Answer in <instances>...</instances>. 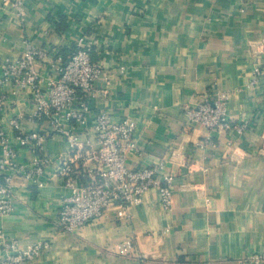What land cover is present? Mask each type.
Listing matches in <instances>:
<instances>
[{"label":"crops","instance_id":"0c3cea01","mask_svg":"<svg viewBox=\"0 0 264 264\" xmlns=\"http://www.w3.org/2000/svg\"><path fill=\"white\" fill-rule=\"evenodd\" d=\"M27 16L19 18L0 6V60H17L29 46L47 51L39 62L41 86L58 77L51 63L66 61L86 36L95 42L93 59L106 71L97 86L95 108L87 118L92 134L96 115L107 110L115 119L137 122L140 153L127 165L142 169L164 160L175 176L171 211L151 190L128 218L116 209L75 233L58 229L63 198L69 191L46 168L43 185L17 179L14 211L0 216V233L28 247L50 241L51 249L24 264H241L264 250V0H25ZM263 73L251 85L253 72ZM2 70L0 68V75ZM107 77V78H106ZM108 79V80H107ZM229 93V115L249 122L243 134L209 132L191 126L185 110L204 94ZM7 99L0 127L19 148L20 161L36 155L21 147L10 122L25 131L49 133L46 151L55 159L69 149L52 132L48 120L36 117L29 91L0 88ZM210 137L214 146L201 147ZM169 232H165L166 230ZM133 241L131 252L120 246ZM8 252L0 246V259Z\"/></svg>","mask_w":264,"mask_h":264},{"label":"built area","instance_id":"2783aa9c","mask_svg":"<svg viewBox=\"0 0 264 264\" xmlns=\"http://www.w3.org/2000/svg\"><path fill=\"white\" fill-rule=\"evenodd\" d=\"M0 6H9L22 20L27 16L25 0H0ZM94 44L84 36L66 61L62 64L52 62L58 77L49 81L46 88L41 86L38 63L50 59L47 51L29 46L20 59L0 60V88L12 85L14 93L29 91L36 117L48 120L52 132L63 136L69 147L66 153L55 159L46 151L49 133L25 131L19 118L13 119L10 126L19 145L36 155L30 164L22 163L19 148L0 127V216L14 211L16 180L41 186L46 168L53 163H57L55 174L69 191L63 198L57 220V227L62 232L75 233L104 217L110 209H116L118 217L128 218L131 209L142 205L151 190L158 191V203L166 211L174 208L175 176L167 171L164 160L138 170L127 165L129 154L140 153L135 138L138 125L132 117L115 119L109 111L101 110L96 115L92 134L78 131L87 127V118L95 108L99 93L105 92L97 86L106 71L99 61L93 59ZM255 53L257 57L264 54V41L258 43ZM262 73L261 67L256 66L251 85H258ZM230 100L229 93L204 94L198 104L185 110L189 124L209 132L243 135L250 123H237L231 119ZM6 104V97L0 95V113L5 111ZM199 145L214 146V142L207 137ZM0 246L8 252L5 259H0V264H24L50 250L51 242L38 241L21 247L17 240L0 233ZM133 248L132 240L120 246L126 253ZM140 264L148 263L142 261ZM161 264L194 263L166 261ZM241 264H264V250L247 255Z\"/></svg>","mask_w":264,"mask_h":264}]
</instances>
